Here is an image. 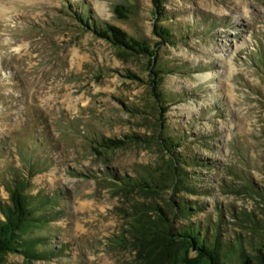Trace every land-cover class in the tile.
<instances>
[{
	"label": "rangeland",
	"instance_id": "1",
	"mask_svg": "<svg viewBox=\"0 0 264 264\" xmlns=\"http://www.w3.org/2000/svg\"><path fill=\"white\" fill-rule=\"evenodd\" d=\"M79 3L135 38L159 40L153 0H0V143L5 152L0 173L9 162L21 166L17 142L29 144L33 134L43 133L50 143L40 152H50L52 161L33 178L32 192L66 194L68 216L53 229L55 238L69 245L70 261L133 264L134 252L114 241L129 227L124 211L153 198L114 196L102 181L103 172L109 166L133 175L138 165L155 166L161 154L155 143H130L99 157L91 152L89 138L91 133L153 137L155 97L149 84L127 77L132 72L147 81V60L121 58L105 40L84 31L71 9H79ZM119 4L131 9L127 20L115 13ZM164 9L173 13L164 23L186 35L184 42L159 52L167 66L186 67L185 75L170 74L162 82L179 101L166 118L188 136L181 152L210 166L189 168L197 173L193 184L206 194L180 195L206 205L202 218L222 208L228 235L249 233L240 227L241 213L261 211L250 196L226 191L245 182L236 174L241 172L264 187V80L250 56L264 36V0H166ZM128 107L141 112L131 114ZM238 149L255 164H248L252 168ZM0 199H9L3 185ZM7 262L24 264L18 255Z\"/></svg>",
	"mask_w": 264,
	"mask_h": 264
},
{
	"label": "trees",
	"instance_id": "2",
	"mask_svg": "<svg viewBox=\"0 0 264 264\" xmlns=\"http://www.w3.org/2000/svg\"><path fill=\"white\" fill-rule=\"evenodd\" d=\"M153 3L157 22L154 36L159 39L153 44L99 20L84 3L75 5L79 6L77 10L71 7L79 26L105 40L121 58L141 57L147 60L144 69L149 74L147 81L132 72H128L127 77L149 84L155 97L153 110L157 113V121L153 137L132 134L111 138L90 134V150L99 157L126 148L130 143H146L149 146L155 143L161 154L155 166L138 165L133 175H122L109 166L103 172L102 181L114 196L139 194L143 198H153V201L133 204L131 211H124L123 218L128 220L129 227L116 236L114 242L134 252L133 264H264V187L253 181L250 174L236 173L245 182L226 191L227 194L250 196L261 211L259 214L262 217L257 211L241 213L240 227L249 229V233L228 235L222 208L215 207L212 213L202 218L199 213L207 209L206 205L180 195L185 192L206 194L205 189L193 184L191 176L197 173L189 171V168L209 165L196 156L181 152L188 136L175 129L166 118L172 106L179 101L173 98L175 95L165 91L162 82L170 74L185 75L183 70L186 67L167 66L159 52L166 45L176 47L184 42L186 35L181 27L164 23L173 15L164 9L166 0H153ZM130 12L126 5L115 7V13L121 19L127 20ZM263 37H260L256 51L250 56L264 80ZM127 110L134 115L141 112L136 107H128ZM29 142H17L21 166L9 162L0 173V185L5 187L9 196L8 201L0 199V264H8L10 255L21 256L24 264L54 261L80 264L70 261L69 245L58 241L53 229L56 222L68 216L64 206L66 194L60 190L52 194L43 190L32 192L33 178L51 164V153L40 152L50 142L43 133L33 134ZM7 145L9 147V143ZM4 153L0 143V158ZM238 153L247 167L252 168L248 164L255 165L243 150L238 149ZM77 176L98 179L96 175L78 173ZM157 198L164 200L159 202Z\"/></svg>",
	"mask_w": 264,
	"mask_h": 264
}]
</instances>
